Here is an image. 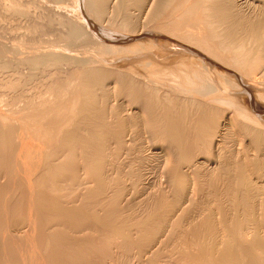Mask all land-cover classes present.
Here are the masks:
<instances>
[{
	"label": "bare ground",
	"instance_id": "1",
	"mask_svg": "<svg viewBox=\"0 0 264 264\" xmlns=\"http://www.w3.org/2000/svg\"><path fill=\"white\" fill-rule=\"evenodd\" d=\"M81 1L88 20L110 19V34L88 26L94 38L82 43L91 22L58 8L41 11L40 26L94 56L54 55L42 69L0 62L1 106L27 112L22 97L8 99L32 84L44 102L55 92L30 108L26 130L59 143L24 151L14 109H0V236L11 239L0 264H24L23 241L30 264H156L170 241L173 264H264V0ZM143 13L158 28L137 31ZM74 68L80 76L58 88ZM156 183L170 194L143 205Z\"/></svg>",
	"mask_w": 264,
	"mask_h": 264
},
{
	"label": "rangeland",
	"instance_id": "2",
	"mask_svg": "<svg viewBox=\"0 0 264 264\" xmlns=\"http://www.w3.org/2000/svg\"><path fill=\"white\" fill-rule=\"evenodd\" d=\"M4 1V2H3ZM24 1V2H23ZM52 3H50V2ZM0 0V42H1V49H0V51H1V53L0 54H2V55H0V58H2L3 57V59H0V62L1 61H6V59H7V61L10 59V58H12V59H10V60H12V62H14V63H18L17 65H20V67H17L18 69H22L23 68V66L24 67H26L27 65H28V67H30V68H33L32 66H34V68L36 67H39V64H40V68L42 67H47L48 65H50L51 63H52V61L55 59V58H61V57H63L64 55H66V53H68V54H71L72 53V57H73V59H75V60H78V59H80L81 57H85V56H94L93 54L95 53V51H98V50H94V48H93V45H91L90 43H88V45L87 44H80V43H76V47L74 46L73 48H70V50H68L69 48H67L66 46H65V44H64V46H63V43H62V45L60 44V42L62 41L61 39H60V37L58 36L59 34H57L58 32H53L52 30H50V29H48V30H43V27L41 28V19H40V17H39V15L41 14V11H45V9L46 10H48V11H50V12H52V11H56L55 9H57L58 11H60L61 13H64V14H67V15H69L71 18H73L74 20H77V21H79V22H81V23H84V24H88L87 22H91V24H89V25H87V28L86 27H84L86 30H85V34L83 35V37H82V43H84L85 42V40L90 36V34H91V38H92V33H91V29L90 28H88V26H90L91 28H96L97 30H99L98 32L100 33V34H102V35H106V34H110L111 32H112V29H114L115 27L114 26H112V23H111V21H109L110 19H106L107 18V16H106V18H105V16H104V18H103V21L102 20H96L95 22H94V18L92 17H90L89 19L90 20H88L87 19V17L85 16V14L84 13H87V15H89V13L86 11L87 9L86 8H84V4L82 3V1L81 0H56V2L58 1V3H55V0ZM67 1V2H66ZM77 1V2H76ZM18 2V3H17ZM33 2V3H32ZM54 2V3H53ZM62 2V3H61ZM73 2V3H72ZM68 3V4H67ZM69 3H71V4H69ZM23 4H25V5H23ZM67 4V5H66ZM6 5H13V7H16L17 5H19V6H24V7H26V8H28L27 9V14L26 15H20V16H18V15H16L14 18L13 17H11V16H8V15H6V14H4V12H5V6ZM27 5V6H26ZM51 5V6H50ZM56 5V6H55ZM69 5V6H68ZM173 5L175 6V5H177V2H174V3H172L171 4V6L169 7V9L171 8V7H173ZM50 6V7H49ZM54 6V7H53ZM59 6H60V8H59ZM47 7V8H46ZM52 7H53V9H52ZM66 7V8H65ZM2 8V9H1ZM4 9V10H3ZM71 9V10H70ZM110 10V9H109ZM171 10H173V8H171L169 11H171ZM74 11V12H73ZM85 11V12H84ZM67 12V13H66ZM70 12V13H69ZM82 12H84V13H82ZM174 13H177V12H174ZM173 13V14H174ZM75 14V15H74ZM38 15V16H37ZM7 16H8V18H7ZM141 16H143V17H141ZM141 16H140V18H141V20H139L138 21V24L137 25H139L138 27H137V31H140V32H144L143 30H146V26H149L148 25V23L147 22H143V20L144 21H146V18L144 17L145 15H144V13L143 14H141ZM79 19H78V18ZM172 17H173V15H172ZM5 18V19H4ZM76 18V19H75ZM82 18V19H81ZM7 19V20H6ZM69 19V18H68ZM106 19V20H105ZM70 20V19H69ZM93 20V21H92ZM162 20V21H161ZM160 21L162 22V23H165V21H167L168 19H161ZM10 21V22H9ZM13 21V22H12ZM101 21V22H100ZM6 22V23H5ZM12 22V23H11ZM38 22V23H37ZM94 22V23H93ZM18 24V25H17ZM20 24V25H19ZM28 24V26H26ZM33 24H34V26H33ZM39 24V25H38ZM147 24V25H146ZM41 25V26H40ZM111 25V26H110ZM143 25V27H141ZM151 25H152V27H157V26H159L160 24L159 23H156V22H153V23H151ZM150 25V26H151ZM32 26V28L30 29V27ZM83 26V25H82ZM38 28V29H37ZM39 28H41V29H39ZM82 28V27H81ZM107 28H109V29H107ZM158 28V27H157ZM38 31H37V30ZM67 28H65V30H66ZM83 29V28H82ZM64 30V31H65ZM84 30V29H83ZM104 30V31H103ZM15 31V32H14ZM48 31V32H47ZM50 31V32H49ZM69 31V30H68ZM68 31L66 30V32H64L65 34H68ZM87 31H88V33H87ZM108 31V32H107ZM109 31H111V32H109ZM105 32H107L106 34H105ZM70 33V32H69ZM165 33V32H164ZM87 34H89V36H87ZM53 35V36H52ZM86 35V36H85ZM2 36V37H1ZM23 37V38H22ZM48 38V39H47ZM93 38H94V35H93ZM61 40V41H60ZM7 41V42H6ZM24 41V42H23ZM34 42V43H33ZM18 44H22V46L19 48V45ZM40 44V45H39ZM58 44V45H57ZM24 45V46H23ZM8 46V47H7ZM54 46H56V47H58V51H56V48H54ZM59 46H60V48H59ZM61 46H63V48L61 47ZM83 46V47H82ZM86 46V47H85ZM89 46H91V47H89ZM64 47L67 49V50H65L64 49ZM8 48H9V50H8ZM29 48V49H28ZM86 48H88V49H86ZM61 49H62V51L63 50H65V51H61ZM93 49V50H92ZM6 50H7V52H6ZM14 50V51H13ZM88 50V51H87ZM5 51V52H4ZM24 51V52H23ZM51 51V52H50ZM59 51H61V53L59 52ZM73 51V52H72ZM91 51H93V52H91ZM12 52L14 53V55L12 54ZM56 52V53H55ZM88 52V53H87ZM92 54H91V53ZM12 54V56H11V54ZM29 53V54H28ZM86 53V54H85ZM58 54V55H57ZM73 54H77L76 55V57H75V55H73ZM96 54V53H95ZM19 55V56H18ZM23 55V56H22ZM55 55V56H54ZM83 55H85V56H83ZM39 56H40V58H39ZM42 56V57H41ZM53 57V58H51V57ZM71 56L68 58V61L66 62L67 64H70V65H75V63H73L74 61L72 60V58H71ZM79 58H78V57ZM23 57V58H22ZM6 58V59H5ZM78 58V59H77ZM40 61H42V62H40ZM70 61V62H69ZM23 62H24V64H23ZM39 63V64H37V63ZM26 63H27V65H26ZM46 63H49V64H46ZM65 63V64H66ZM16 65V66H17ZM22 65V66H21ZM36 65V66H35ZM44 65V66H43ZM41 68V69H42ZM24 69V68H23ZM77 70V71H76ZM75 70V68L74 69H71L69 72H68V75L66 74V75H63L62 76V78H60L59 80H57V82H56V86L59 88V87H61V84L62 85H64L65 84V82H67V81H70L72 78H76L77 77V75L78 76H80V74H78V73H80V71L78 70V69H76ZM73 71V72H72ZM71 72V73H70ZM76 72H77V74H76ZM81 72H83V70L81 71ZM69 74H72V75H70L69 76ZM75 74V75H74ZM67 76V77H69V78H65V77ZM161 76V75H160ZM6 77L8 78L9 76L8 75H6ZM71 77V78H70ZM162 77V76H161ZM63 79V80H62ZM65 79V80H64ZM6 80V79H5ZM62 82V83H61ZM1 84V83H0ZM35 85V86H34ZM32 84L30 87H32V88H30L29 87V91L27 92V90H25L23 93H22V91H20L18 94H16L13 98H14V101H13V98H11V99H8V102L9 101H11V102H16L15 103V105L17 106L18 105V107H19V104L21 105V103H19V99L22 97L23 99H24V101L23 102H25L26 104H28V107H29V109H28V111L27 112H24L25 113V115H27L25 118L23 117V115H24V113L22 112V111H20V109L19 108H16V109H14L13 107H10V105H6V104H3V106H8V107H10L11 109L13 108L14 110V114H13V116L14 117H16L18 120V122H20L21 124H22V122H23V124L21 125L20 123H17V122H14V124H17V129H19L20 127L21 128H24V132H23V135L25 136H27L28 135V137H29V142H27V140H28V137H23L24 139V141H25V143L27 144H25V148H26V150H24V151H29V150H31V151H33V149H34V146L36 145H38V148L40 147V149L42 148V150H43V152H48V150L50 151V152H52V149H53V151L54 150H56V149H58L59 148V143H57V142H55V141H45V139L43 140V139H41L40 137H35V136H33L32 134H30L31 132H29V130H26V129H30L29 127H27V125H28V123L27 122H30V118L29 117H31V109L33 108V107H35L36 106V104H37V101L39 102V100H40V102L42 101L43 102V104H48L49 103V101H50V103L51 102H53L55 99H56V94H55V92H52L51 91V93L53 94L52 96H51V93H50V95H48L49 93H46L45 95H44V97H43V99L46 101V102H44L41 98H39V95H37V94H39V89H37V87L39 88L40 86L39 85H37V84ZM52 85V84H51ZM56 86H54V83H53V85L51 86V88L52 87H54V88H57ZM57 88V89H58ZM31 89V90H30ZM64 89V88H63ZM74 89V87H72L71 88V90H73ZM75 90V89H74ZM35 91H37V93L35 92ZM70 92V93H69ZM2 94H3V92H1ZM20 93H21V95H20ZM25 93H26V95H25ZM72 93V91H68V94H71ZM28 94V95H27ZM31 95V96H30ZM34 96V98H32ZM37 96H38V98H37ZM26 98V99H25ZM30 98H32V99H30ZM54 98V99H53ZM37 99H39V100H37ZM48 101H47V100ZM16 100V101H15ZM21 100V99H20ZM31 100H33L32 102H31ZM36 100V101H35ZM11 102H9V103H11ZM17 102L19 103V104H17ZM29 102V103H28ZM24 103V104H25ZM1 104V103H0ZM30 104V105H29ZM3 106H1L0 105V109L1 108H3L2 109V111H5V109H8V110H10L8 107H3ZM13 106V105H12ZM5 108V109H4ZM31 108V109H30ZM18 109V110H17ZM20 111V112H19ZM29 114H30V116H29ZM23 118H24V120H23ZM27 118H29L28 120L29 121H27ZM26 128H25V127ZM25 133V134H24ZM36 139H37V141H36ZM15 140L16 139H14V147H15V145L16 144H19V143H15ZM40 140V142H38ZM16 142H17V140H16ZM42 142V143H41ZM38 143V144H37ZM44 143V144H43ZM52 143V144H51ZM30 144V145H29ZM39 144H41V145H39ZM32 145V146H31ZM45 147H48V148H45ZM49 145V146H48ZM31 146V147H30ZM54 146V147H53ZM27 147H28V149H27ZM16 148V147H15ZM23 148H24V143H23ZM23 148H21V150H22V152H24L23 151ZM24 148V149H25ZM33 148V149H32ZM45 148V149H44ZM52 148V149H51ZM47 149V150H46ZM16 151H17V149H16ZM23 154V153H22ZM34 155V153H32V155H31V157H32V159L33 158H37V157H39V156H37L36 157V153H35V156H33ZM38 155V154H37ZM135 163H136V161H135ZM122 166L123 168H120L119 166ZM119 166H118V171L119 172H124L123 170H127L128 168L126 167V165H125V163H121ZM122 171H121V170ZM1 175V174H0ZM152 176H153V178H155L156 177V173H152L151 174ZM2 176L3 175H1L0 176V180H2V181H0V183L2 182V183H4L5 182V180L7 181V179H5V177L3 176V178H2ZM152 178V177H151ZM157 179H158V177H157ZM152 180V179H151ZM156 185H158V186H156ZM158 187V188H157ZM156 188V189H155ZM146 189V191L148 192L149 191V193H147L146 192V194H145V199L146 200H144V204L143 205H145V203L148 201V200H151V198H153L154 196L153 195H155L154 193H159L163 188L162 187H160V185L159 184H155L154 186H150V189L148 188H145ZM151 189H153V191L154 190H156L155 192H153V191H151ZM157 189H158V191H157ZM139 191H141V190H139ZM162 192H163V195L165 196L166 194H170L169 193V190L168 189H164V190H162ZM162 192H160L161 194H162ZM141 193V192H140ZM16 196V195H15ZM15 196L13 197V194H12V196H10L11 197V199L9 200V202L10 201H12V198H13V201L16 199L15 198ZM150 196V197H149ZM152 196V197H151ZM167 196V195H166ZM203 196V195H202ZM202 196H201V198H199V200H201L202 199ZM17 198H18V195L16 196ZM148 199V200H147ZM2 201H4L2 198H1V201H0V203L2 202ZM6 201H8V200H6ZM8 202V204H11L12 202H10L9 203ZM1 206H0V208L2 209V205H3V203H1L0 204ZM0 234H1V236H4L2 233H1V231H0ZM84 234V233H83ZM94 234V233H93ZM96 234V235H95ZM94 234V236H99L98 235V233H95ZM0 236V248H2L3 250L7 247L8 248V246H5V243H7V245H10V242H9V244H8V239H9V237H7V239H5L4 237H1ZM5 239L6 241H5V243L4 244H2V239ZM9 240H11V239H9ZM4 242V241H3ZM171 243L169 244V245H171L172 243H174V244H176V241H170ZM173 244V245H174ZM169 245H168V247H169ZM1 246H3V247H1ZM21 246V248L19 247L16 251H14V250H12L11 249V252L12 251H14V252H21V254H22V257H23V259H24V264L26 263V260L28 259L27 257H29V256H32L33 255V250H32V248H31V246L28 244V243H25L24 241L22 242V244L20 245ZM5 247V248H4ZM11 247V246H10ZM10 247L8 248V249H10ZM25 247V248H24ZM28 247V248H27ZM168 247L166 248L165 247V250H167L168 251V254H167V251H165V250H163L161 253H160V255H159V257L157 258V262H156V264H159V262L161 261L162 262V264H173V261L178 257V252H176L174 249H173V251H172V248L171 247H169V248H171V249H168ZM22 248H24V249H22ZM26 248H27V250H26ZM30 248V249H29ZM2 249H0V260L2 259V257L4 256L3 255V253L5 252V251H7V250H4V252H3V250ZM25 250V251H24ZM112 251V253L113 252H119L115 247H113L112 249H111ZM10 251V250H9ZM9 251H7V252H9ZM171 253H170V252ZM27 252H30V253H32L31 255H30V253H27ZM133 252V251H132ZM166 252V253H165ZM6 253V252H5ZM4 253V254H5ZM23 253L25 254V255H23ZM164 253V254H163ZM173 254H175V255H173ZM2 255V256H1ZM26 256V257H25ZM119 258H124L125 256H121V254H119ZM165 257L164 259H163V257ZM172 256V257H171ZM128 255L125 257V259L123 260V264H130V262H128V261H126V259H128ZM171 257V258H170ZM176 257V258H175ZM161 258V259H160ZM172 258H174V260L172 259ZM33 259V256L32 257H30V261ZM160 259V260H159ZM169 259V260H168ZM97 261H99L100 260V258H97L96 259ZM131 260V259H130ZM134 260V259H133ZM131 261V263L132 264H136V261ZM30 261H28L27 260V263L26 264H30L31 262ZM169 261H171L172 263H170ZM28 262H30V263H28ZM161 262H160V264H161ZM164 262V263H163Z\"/></svg>",
	"mask_w": 264,
	"mask_h": 264
}]
</instances>
